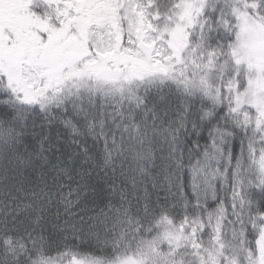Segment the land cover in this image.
<instances>
[{
  "label": "snow or ice",
  "instance_id": "obj_1",
  "mask_svg": "<svg viewBox=\"0 0 264 264\" xmlns=\"http://www.w3.org/2000/svg\"><path fill=\"white\" fill-rule=\"evenodd\" d=\"M0 264H264V0H0Z\"/></svg>",
  "mask_w": 264,
  "mask_h": 264
},
{
  "label": "trees",
  "instance_id": "obj_2",
  "mask_svg": "<svg viewBox=\"0 0 264 264\" xmlns=\"http://www.w3.org/2000/svg\"><path fill=\"white\" fill-rule=\"evenodd\" d=\"M79 251L87 254V253H91L92 249L87 244H85L82 248L79 249Z\"/></svg>",
  "mask_w": 264,
  "mask_h": 264
}]
</instances>
